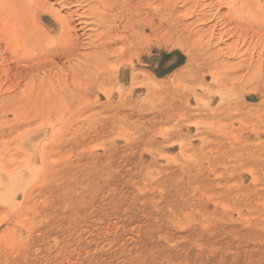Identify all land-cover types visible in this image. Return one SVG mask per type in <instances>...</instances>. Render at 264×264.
<instances>
[{
    "label": "rangeland",
    "instance_id": "obj_1",
    "mask_svg": "<svg viewBox=\"0 0 264 264\" xmlns=\"http://www.w3.org/2000/svg\"><path fill=\"white\" fill-rule=\"evenodd\" d=\"M18 2L0 264H264V0Z\"/></svg>",
    "mask_w": 264,
    "mask_h": 264
},
{
    "label": "bare ground",
    "instance_id": "obj_2",
    "mask_svg": "<svg viewBox=\"0 0 264 264\" xmlns=\"http://www.w3.org/2000/svg\"><path fill=\"white\" fill-rule=\"evenodd\" d=\"M16 2H18L19 0H15ZM15 1L14 0H0V16L2 15V18H3V23L4 24H10V23H12V24H17V20H16V18H14V17H16V16H14V13L13 12H16V5H18V3H15ZM22 1V0H21ZM27 2H28V4H29V6L30 5H32V4H36L34 1L35 0H26ZM8 5H11L12 7L11 8H9L8 7ZM26 5V4H25ZM28 6V5H27ZM22 7V6H21ZM33 7V6H32ZM29 9V8H28ZM30 9H31V7H30ZM46 9V8H45ZM9 10V11H8ZM24 10H26V7H24ZM33 10H34V8H33ZM12 11V12H11ZM3 13H4V15H3ZM16 13H18V12H16ZM27 14V13H26ZM17 27H18V24H17ZM19 28V27H18ZM31 37V36H30ZM38 37V36H37ZM45 39H46V36L44 35V34H42V36H41V38H40V40L41 41H45ZM33 40L34 39H32V37L29 39V41H31V43L33 42ZM28 41V42H29ZM3 42V41H2ZM34 42H35V40H34ZM31 45V44H30ZM9 49V48H8ZM43 53V52H42ZM16 59V58H15ZM43 60H44V67H46V62H45V57L44 58H42ZM30 64H31V61H30ZM34 64V63H33ZM42 68V67H41ZM29 69V68H28ZM27 70V69H26ZM33 70V69H32ZM41 70H43V68L41 69ZM29 70H27L26 72H28ZM39 71V70H38ZM44 71V70H43ZM42 71V72H43ZM25 72V71H24ZM31 72V71H30ZM34 72H35V69H34ZM36 72H37V70H36ZM44 73V72H43ZM28 74H30V73H28ZM32 74H33V72H32ZM27 75V74H26ZM42 75V74H41ZM35 77V76H34ZM34 77H32V75H31V77H29L28 79H27V77H26V81H25V84L26 85H28L29 86V90H31L32 88V86L34 87L35 85H36V82H37V78H34ZM38 80H40V79H38ZM41 81V80H40ZM39 81V82H40ZM38 83V82H37ZM7 85V84H6ZM2 87V86H1ZM37 87V86H36ZM35 91V90H34ZM41 91H42V93H44V94H46V91H47V82H46V74H44V77L42 78V83H41ZM34 94V93H33Z\"/></svg>",
    "mask_w": 264,
    "mask_h": 264
}]
</instances>
